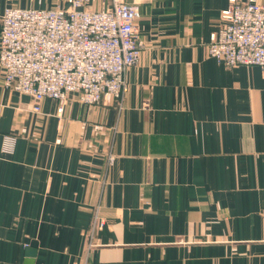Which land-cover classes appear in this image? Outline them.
Returning a JSON list of instances; mask_svg holds the SVG:
<instances>
[{"label": "crops", "instance_id": "obj_1", "mask_svg": "<svg viewBox=\"0 0 264 264\" xmlns=\"http://www.w3.org/2000/svg\"><path fill=\"white\" fill-rule=\"evenodd\" d=\"M137 1L122 107L36 113L0 67V264H264V68L208 55L228 0ZM67 6L0 0V32L7 8Z\"/></svg>", "mask_w": 264, "mask_h": 264}, {"label": "built area", "instance_id": "obj_2", "mask_svg": "<svg viewBox=\"0 0 264 264\" xmlns=\"http://www.w3.org/2000/svg\"><path fill=\"white\" fill-rule=\"evenodd\" d=\"M67 1L65 8L5 10L0 32L3 86L30 96L36 113L45 99H53L60 102L61 115L70 95L87 105L114 101L122 107L127 71L139 63L144 48L138 1L110 0L102 10L85 7L88 0ZM228 1L211 34L208 55L228 67L264 68V0ZM14 148L15 139L7 137L4 149Z\"/></svg>", "mask_w": 264, "mask_h": 264}, {"label": "water", "instance_id": "obj_3", "mask_svg": "<svg viewBox=\"0 0 264 264\" xmlns=\"http://www.w3.org/2000/svg\"><path fill=\"white\" fill-rule=\"evenodd\" d=\"M35 253L34 252H31L30 253V256H33ZM29 264H33L31 261H29Z\"/></svg>", "mask_w": 264, "mask_h": 264}, {"label": "rangeland", "instance_id": "obj_4", "mask_svg": "<svg viewBox=\"0 0 264 264\" xmlns=\"http://www.w3.org/2000/svg\"><path fill=\"white\" fill-rule=\"evenodd\" d=\"M131 2L133 1V0H130ZM138 4H139V7H140V3H139V1H138Z\"/></svg>", "mask_w": 264, "mask_h": 264}]
</instances>
